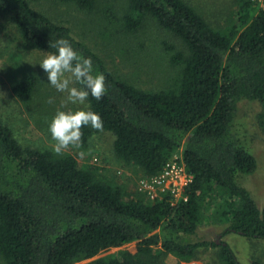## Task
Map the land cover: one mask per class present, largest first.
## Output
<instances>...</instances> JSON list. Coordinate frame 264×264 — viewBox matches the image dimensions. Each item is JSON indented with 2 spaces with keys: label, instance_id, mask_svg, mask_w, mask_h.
Here are the masks:
<instances>
[{
  "label": "trees",
  "instance_id": "16d2710c",
  "mask_svg": "<svg viewBox=\"0 0 264 264\" xmlns=\"http://www.w3.org/2000/svg\"><path fill=\"white\" fill-rule=\"evenodd\" d=\"M63 1L93 6L92 0ZM0 14L15 25L26 48L50 53L55 50L49 42L63 37L91 58L94 73L106 78L107 92L99 101L89 95L88 106L102 118L103 130L113 133L122 162L153 176L183 148L191 175L182 201L173 203L163 194L145 203L129 198L122 184L99 179L94 167L79 166L71 154L21 146L0 120V264H71L132 240H137L133 252L119 250L90 264H160L166 253L188 259L206 246L216 247L224 264H241L224 241L184 240L196 233L210 206L228 222L222 235L264 240V205L259 209L238 182L256 167L250 146L257 138L240 101H258L264 123V9L255 0H240L236 21L225 30L211 26L184 0H127L122 16L127 31L152 16L187 49L171 55L178 74L158 91L115 76L68 26L28 0H0ZM38 83L26 74L12 91L27 102ZM81 131L82 143L98 132L90 126ZM156 246L160 251L154 253ZM249 264L264 263L254 258Z\"/></svg>",
  "mask_w": 264,
  "mask_h": 264
},
{
  "label": "rangeland",
  "instance_id": "374dc122",
  "mask_svg": "<svg viewBox=\"0 0 264 264\" xmlns=\"http://www.w3.org/2000/svg\"><path fill=\"white\" fill-rule=\"evenodd\" d=\"M184 1L194 7L211 26L225 30L236 21L240 0ZM255 1L263 8L259 0ZM261 1L264 5V0ZM28 2L53 21L68 26L76 38L84 41L102 58L111 73L140 89L158 91L172 83L179 67L172 63L171 55L178 51L187 52L182 40L161 27L152 16H147L135 31H127L122 23L127 0H92L91 9L82 8L72 1ZM47 54L46 51L26 48L15 25L0 14V120L21 146L47 149L54 153L52 145L55 142L48 130L52 117L58 110H75L84 106L64 104L65 94L57 92L47 82V75L39 65ZM30 73L39 79V83L32 98L23 102L14 95L12 85ZM240 102V107L247 110L255 123L254 133H257V138L253 147L250 146L256 167L253 172L239 177L238 182L250 191L257 207L261 209L264 205V123L261 124L258 119L261 107L258 101ZM113 141L112 132L98 131L89 136L80 149L70 148L64 154H71L79 166L94 167V173L99 179L122 184L129 198L152 203L163 194L171 195L169 191H157V195L151 197L147 192L139 191V181L148 176L137 166L122 162L114 152ZM182 152L183 148H179L174 153L179 155ZM171 196L173 203L182 201ZM227 225V220H221L214 206H210V209L204 211L196 233L184 237V240L224 241L241 264H249L254 258L264 263V240L247 238L234 232L222 235ZM136 242L132 240L102 249L91 258L79 259L71 264H90L98 257L119 250L133 252ZM153 251L159 252V246L154 247ZM217 256L216 247L206 246L199 248L188 259L166 253L160 258V264H224Z\"/></svg>",
  "mask_w": 264,
  "mask_h": 264
},
{
  "label": "clouds",
  "instance_id": "9594fccd",
  "mask_svg": "<svg viewBox=\"0 0 264 264\" xmlns=\"http://www.w3.org/2000/svg\"><path fill=\"white\" fill-rule=\"evenodd\" d=\"M48 53L39 63L47 75V82L59 93L65 94L64 104L83 105L75 110H58L49 123V133L55 142L52 150L62 155L70 148L82 147V128L90 126L103 130L100 115L90 109L86 101L89 95L99 101L107 92L103 73H94L93 62L74 49L63 37L49 42ZM51 102V101H50ZM83 156V153H80Z\"/></svg>",
  "mask_w": 264,
  "mask_h": 264
},
{
  "label": "built area",
  "instance_id": "2783aa9c",
  "mask_svg": "<svg viewBox=\"0 0 264 264\" xmlns=\"http://www.w3.org/2000/svg\"><path fill=\"white\" fill-rule=\"evenodd\" d=\"M261 5L264 9V5ZM191 175L187 172L183 153H174L163 165L157 175L143 178L138 183L139 191L147 192L151 197L156 196V192L169 191L173 197L183 199L184 187L190 181Z\"/></svg>",
  "mask_w": 264,
  "mask_h": 264
}]
</instances>
